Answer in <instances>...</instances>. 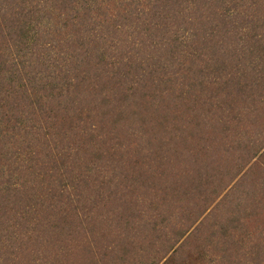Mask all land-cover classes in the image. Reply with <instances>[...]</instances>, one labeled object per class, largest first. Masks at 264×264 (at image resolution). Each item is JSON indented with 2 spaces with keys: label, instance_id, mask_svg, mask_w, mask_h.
<instances>
[{
  "label": "trees",
  "instance_id": "16d2710c",
  "mask_svg": "<svg viewBox=\"0 0 264 264\" xmlns=\"http://www.w3.org/2000/svg\"><path fill=\"white\" fill-rule=\"evenodd\" d=\"M0 37V264H264V169L224 162L264 0H0Z\"/></svg>",
  "mask_w": 264,
  "mask_h": 264
},
{
  "label": "rangeland",
  "instance_id": "374dc122",
  "mask_svg": "<svg viewBox=\"0 0 264 264\" xmlns=\"http://www.w3.org/2000/svg\"><path fill=\"white\" fill-rule=\"evenodd\" d=\"M75 38V36L73 35H69V41H72L73 39ZM4 38H1L0 37V41L3 40ZM6 40V38H5ZM94 40H91V44L93 43ZM71 44V43H70ZM149 44L148 41H146V46L144 48H142L141 50L140 49H136V48H133V47H130L131 49H133V54L129 53L131 55V57L133 58L134 56L137 57L138 55L144 53V52H147L149 48H147V45ZM72 45V44H71ZM128 47V45L126 46ZM126 47L120 49L122 51H115L114 53H111L109 50H106V52H104V56L106 57L107 60H110V61H118V60H115V59H111L112 57L113 58H118L120 56V54L124 53L125 51H123ZM0 48L4 49V54L1 56V57H6L9 53V51L7 50L8 48L6 47V45H0ZM102 50H105V49H102ZM8 53H7V52ZM77 53H78V50H77ZM90 58L96 60V56L94 55H91ZM143 59V58H141ZM91 60V59H90ZM86 65V63H85ZM263 118H257L255 119L254 117L252 118V120H249V119H245L246 121H248V124H247V128L250 130V131H254L255 133L257 134H250L248 137H246V146H244V151L240 152V155H242V153H244L246 151V149L248 148L249 146V154L251 155V153H253V150H254V156L252 158L249 159L248 162L244 163V158L241 157V158H235V156L233 157L232 156V161L229 159L230 157V154H228V162L225 160L224 162L227 163V166L230 167V169H233V172H238V176L236 179H238L240 176H241V179L240 180H244V175H249L245 181H243L244 185L245 186H249L252 185V182L251 180H253L256 175L261 172L262 169H264V115H262ZM225 143L228 142V140H224ZM258 147V148H257ZM236 162V163H234ZM234 163V164H232ZM229 169V168H227ZM236 169H240V170H236ZM236 180H233L232 182L234 183ZM231 186V185H230ZM229 186V187H230ZM228 187V188H229ZM227 188V189H228ZM226 189V190H227ZM262 193L261 192V196H262ZM192 229V228H191ZM190 229V230H191ZM193 260V261H190L191 264H195L196 262L198 261H195L197 260V255H193L192 257L189 258V260ZM184 263V262H183Z\"/></svg>",
  "mask_w": 264,
  "mask_h": 264
}]
</instances>
